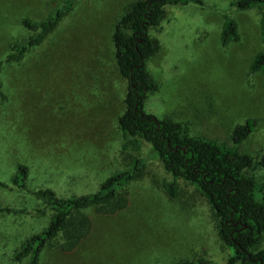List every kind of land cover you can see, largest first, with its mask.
<instances>
[{
	"label": "rangeland",
	"instance_id": "1",
	"mask_svg": "<svg viewBox=\"0 0 264 264\" xmlns=\"http://www.w3.org/2000/svg\"><path fill=\"white\" fill-rule=\"evenodd\" d=\"M62 1L0 0V206L25 210L0 212V264H31L15 253L51 218L36 213L40 198L11 184L18 163L29 167L28 189L69 197L95 192L136 156L146 165L125 187L127 206L111 215L89 209V235L71 252L45 248L38 264H226L229 251L203 194L179 180V194L170 196L162 186L170 176L149 144L138 155L121 150L128 81L117 67L113 32L137 0H75L38 45L5 60L11 44L29 35L22 19L42 21ZM232 1L166 5L164 20L150 29L160 47L146 66L159 87L144 110L257 161L264 153V74L251 67L263 46L262 10H239ZM226 18L235 20L239 38L222 45ZM248 119L255 129L235 145L233 130ZM251 173L264 182V168Z\"/></svg>",
	"mask_w": 264,
	"mask_h": 264
},
{
	"label": "trees",
	"instance_id": "2",
	"mask_svg": "<svg viewBox=\"0 0 264 264\" xmlns=\"http://www.w3.org/2000/svg\"><path fill=\"white\" fill-rule=\"evenodd\" d=\"M75 0H63L48 18L34 21L22 19L28 36L21 37L10 46L6 61L22 58L53 31ZM201 0H137L117 21L113 32L115 58L119 73L128 81L124 99L125 111L118 119L122 134L121 150L140 154L149 144L153 157L158 158L169 179L162 181L163 189L172 197L179 194V180L195 186L208 201L218 222V235L229 251L226 264H264V182L257 183L252 176L256 168H264V153L259 160L228 147L191 135L181 122L158 118L144 110L145 101L158 90V83L148 71L147 60L159 49V40L150 29L161 24L166 16V5H186ZM231 6L246 10L260 8L263 46L256 55L252 72L264 74V0H234ZM238 29L234 19L226 18L221 43L237 41ZM2 61H0V70ZM2 83L0 80V95ZM256 121L248 119L233 130L232 140L240 144L255 129ZM146 159L136 156L131 166L114 172L99 188L90 194L63 197L50 187L30 190L26 186L29 167L18 163L11 184L28 190L42 200L37 214L51 213L47 226L28 236L15 253L16 260L30 256L31 264H38L47 247L64 252L73 251L89 235L93 209L97 214L111 215L128 204L126 185L138 177L145 168ZM24 212V209L0 206V212ZM218 264L209 260L183 261L177 264Z\"/></svg>",
	"mask_w": 264,
	"mask_h": 264
}]
</instances>
